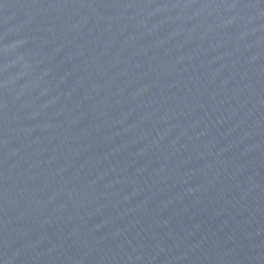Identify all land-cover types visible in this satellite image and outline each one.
<instances>
[{
  "label": "water",
  "instance_id": "1",
  "mask_svg": "<svg viewBox=\"0 0 264 264\" xmlns=\"http://www.w3.org/2000/svg\"><path fill=\"white\" fill-rule=\"evenodd\" d=\"M0 264H264V0H0Z\"/></svg>",
  "mask_w": 264,
  "mask_h": 264
}]
</instances>
